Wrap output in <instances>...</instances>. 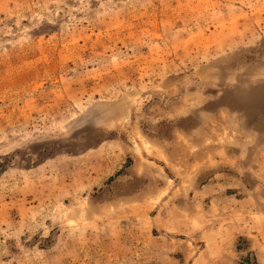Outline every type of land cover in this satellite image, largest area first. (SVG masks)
<instances>
[{
	"label": "rangeland",
	"instance_id": "rangeland-1",
	"mask_svg": "<svg viewBox=\"0 0 264 264\" xmlns=\"http://www.w3.org/2000/svg\"><path fill=\"white\" fill-rule=\"evenodd\" d=\"M264 264V0H0V264Z\"/></svg>",
	"mask_w": 264,
	"mask_h": 264
},
{
	"label": "trees",
	"instance_id": "trees-1",
	"mask_svg": "<svg viewBox=\"0 0 264 264\" xmlns=\"http://www.w3.org/2000/svg\"><path fill=\"white\" fill-rule=\"evenodd\" d=\"M239 264H258L253 256L250 254L242 257Z\"/></svg>",
	"mask_w": 264,
	"mask_h": 264
}]
</instances>
